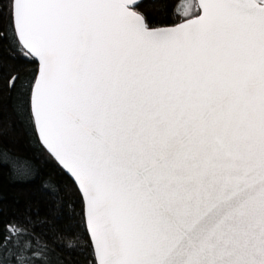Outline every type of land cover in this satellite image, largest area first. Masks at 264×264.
<instances>
[{
  "label": "snow or ice",
  "instance_id": "1",
  "mask_svg": "<svg viewBox=\"0 0 264 264\" xmlns=\"http://www.w3.org/2000/svg\"><path fill=\"white\" fill-rule=\"evenodd\" d=\"M144 2L0 3L39 61L16 110L79 190L97 264H264V0L162 27ZM32 224L4 225L0 264H59Z\"/></svg>",
  "mask_w": 264,
  "mask_h": 264
},
{
  "label": "trees",
  "instance_id": "2",
  "mask_svg": "<svg viewBox=\"0 0 264 264\" xmlns=\"http://www.w3.org/2000/svg\"><path fill=\"white\" fill-rule=\"evenodd\" d=\"M180 1L145 0L139 11L145 13L152 27L178 24L182 21L177 13ZM0 3L7 5V0H0ZM5 31L7 38L0 39V233L8 222L30 216L31 230L47 242L51 249L48 255L54 261L97 264L84 223L85 203L79 190L42 144L27 114L16 110L21 82L27 86L39 64L36 59H26L16 50L7 8L0 24V33ZM11 75L20 78L14 88L8 87ZM15 158L30 162V174L17 173Z\"/></svg>",
  "mask_w": 264,
  "mask_h": 264
},
{
  "label": "rangeland",
  "instance_id": "3",
  "mask_svg": "<svg viewBox=\"0 0 264 264\" xmlns=\"http://www.w3.org/2000/svg\"><path fill=\"white\" fill-rule=\"evenodd\" d=\"M199 11L197 0H181L177 7V13L181 20L192 18L193 14Z\"/></svg>",
  "mask_w": 264,
  "mask_h": 264
},
{
  "label": "water",
  "instance_id": "4",
  "mask_svg": "<svg viewBox=\"0 0 264 264\" xmlns=\"http://www.w3.org/2000/svg\"><path fill=\"white\" fill-rule=\"evenodd\" d=\"M197 2H198V5H199V0H197ZM181 22V21H180ZM179 22V23H180ZM36 60H37V62H38V64H39V61H38V58H36ZM37 131H38V129H37ZM45 148H46V146H45ZM66 171V170H65ZM92 244H93V242H92ZM96 258V262H97V260H98V258L97 257H95Z\"/></svg>",
  "mask_w": 264,
  "mask_h": 264
}]
</instances>
